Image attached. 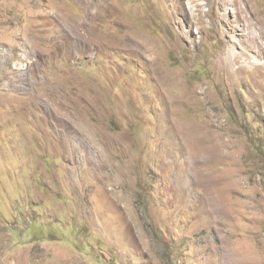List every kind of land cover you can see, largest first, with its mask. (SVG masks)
<instances>
[{"label": "rangeland", "instance_id": "obj_1", "mask_svg": "<svg viewBox=\"0 0 264 264\" xmlns=\"http://www.w3.org/2000/svg\"><path fill=\"white\" fill-rule=\"evenodd\" d=\"M0 264H264V0H0Z\"/></svg>", "mask_w": 264, "mask_h": 264}]
</instances>
